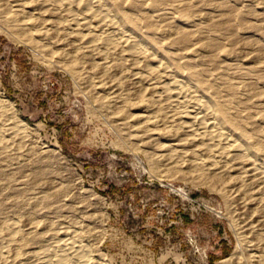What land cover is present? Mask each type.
Wrapping results in <instances>:
<instances>
[{
	"label": "rangeland",
	"instance_id": "1",
	"mask_svg": "<svg viewBox=\"0 0 264 264\" xmlns=\"http://www.w3.org/2000/svg\"><path fill=\"white\" fill-rule=\"evenodd\" d=\"M70 242L264 264V0H0V264Z\"/></svg>",
	"mask_w": 264,
	"mask_h": 264
},
{
	"label": "bare ground",
	"instance_id": "2",
	"mask_svg": "<svg viewBox=\"0 0 264 264\" xmlns=\"http://www.w3.org/2000/svg\"><path fill=\"white\" fill-rule=\"evenodd\" d=\"M91 32L92 31H89L90 35H91ZM167 96H168L170 105L181 107L182 97L179 91L168 90ZM180 121L182 123L181 129L185 132H190L192 136H194V138L196 139H199L204 132L212 129V125L207 120L203 119L201 114L193 107H187L182 110V113L180 115ZM211 141L214 142V144H218L217 141H213V140ZM219 143L221 145H226V146L232 145L231 141L228 139H223L219 141ZM76 247H77L76 244L72 242L64 244L62 247V250L60 251L61 254H59V256L54 255L50 259V261L48 260L49 261L48 264H87V262L83 259V257L74 259ZM1 253L2 252L0 250V254ZM56 256H57V259H54V257Z\"/></svg>",
	"mask_w": 264,
	"mask_h": 264
}]
</instances>
